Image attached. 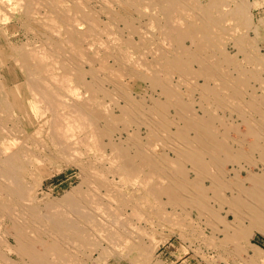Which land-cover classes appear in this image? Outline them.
Instances as JSON below:
<instances>
[{
    "label": "bare ground",
    "instance_id": "bare-ground-1",
    "mask_svg": "<svg viewBox=\"0 0 264 264\" xmlns=\"http://www.w3.org/2000/svg\"><path fill=\"white\" fill-rule=\"evenodd\" d=\"M115 1H116V5L118 6V8L120 10L125 11L128 8H131V7L134 8L136 3H139L140 0H115ZM141 1H146V0H141ZM97 2L99 3L101 8L99 7L100 10H98L96 12V9H94L92 7V5L87 0H0V27H1V25H3V23L5 24V21L8 20V18L13 16L12 11H16L17 9H19L20 15L18 16V18L19 19L23 18V20H22L23 25L27 28V31H30L31 33H33L36 41L39 43L38 50L33 49V50L28 51L26 49L14 48V47L10 46L5 41V39L2 35V31H1L2 29L0 28V77L2 79V83L0 85L1 86V96H0V227L2 226V224L5 221H7L10 223V229H11L10 233L4 232V229H3V232H0V247H4L7 251L6 254L0 252V264H15V262L12 260L13 257L11 258V256H10L12 253L21 260V262H20L21 264H76L77 263L76 257L73 254L74 251L77 250V246L87 244L90 236H92V235L94 237L96 236V239L94 240L95 243L103 242L104 244H107V245L109 243L114 244V242L115 243L117 242V245H119L118 241L120 239H123L126 237L125 236L126 234L124 233V227H125V222H124L125 220L123 219L124 212H122V213L121 212L118 213L117 211L111 212L110 206H109L110 204L108 201V199H110V198L103 199L108 194V192H110L109 191L110 188L108 187L109 184H107V182L109 183L111 181L110 183H113L114 181L113 182H112V180L107 181V182H106V180L96 181V178H95L96 176H91V175H90V177L88 176L89 179H88L87 184H86L87 190L85 191V192H90L91 194H89V193L84 194L85 192L83 191L84 193H82V194L80 193L82 195V197L77 198V199L68 198L65 201V208H66L65 210L68 212L70 211L69 213L73 214L78 219V221L77 220L76 221L68 220V221H65V223L57 224L56 227H53L51 229H47V228H44L42 226L43 220H44L43 218H46L47 214H46V216L41 215L37 209L33 208V206H31L29 204V202H30L29 198L30 197L28 195V191L26 189L24 179L21 177V174H20L21 170L28 169L29 164H35L36 165L38 163V159L32 150V146L36 145V140L41 139L42 135H44L47 138L48 142H50V145L52 146L54 151H56L57 154H59V155H65V154L69 155L70 154L73 157H75L77 154H79L80 148H83V146H84L86 148V150H88L89 152L96 153L101 158L108 157L112 162H115L116 165L118 163L119 167L117 165L116 170L119 173L124 174L125 176L127 174L136 175V174H138L137 173L138 171L136 172V169H137V166H139V165H137L136 162L135 163H133V162L139 161L140 165L142 164L140 167L143 166V163L144 164H150V162H151V164H152V161L154 159H156V158H154L156 155H154L151 152L150 145L147 146V143L150 142V140H153V139L155 140V139L159 138L158 134L162 133V132L158 133V131H159L158 129H160L159 127H161L160 131L162 130L163 132H165L164 129L166 128V126L168 128L169 127L168 125L171 123L169 120L170 119L173 120L172 117L176 116V115H178L180 117L181 123L183 124V125L182 124L181 125L183 127L179 128L176 131V129H174L176 122H174L175 124H174V126H172V127H174L173 128L174 130L173 129L172 130L176 131V132L173 134H167V135H169V138H168V140L165 141V143L167 141L171 140V142L168 144H170V149L172 151H175V156H177L179 158V160L180 159L186 160L185 164L187 163V161L189 163H192L191 165L194 166V170H195V173H194L195 177L192 180L180 178L179 176L182 175L183 170H180L179 169L180 167H179L178 170L180 172H178L179 173L178 177L180 178V180L177 183L175 182L177 184L176 186H178V187L176 188V190L174 189L175 191L174 190L172 192L168 191L169 194H167V197H168V195L170 197H172L173 202H176L174 204H178L179 206L181 204H184L185 202L186 203L188 202L190 204V202H191L190 198L191 197L189 198L190 195H188V190L191 191L192 189L190 188V186H193V184L198 182L196 179L200 175V173H202V175H200V177L203 176V174H205V175L209 176L208 178H209V181L211 182V186H212L213 191L215 193V194L214 193L213 194L216 195L215 197L218 198V200H220L221 202L224 201L225 204L227 203L226 205H229L231 207V211H229V213L232 214L234 222L238 220V218H239L238 215H240L241 211L245 212V210H246L247 212H249V216H250L249 217V219H250L249 224L251 227L246 229V230L239 229L241 227L233 229V231L231 230L232 234L231 235L229 234V237H230L229 240L234 239V241H235V239H241V241H242V239H247V238H249L250 233H252L253 230L255 232H258V234H260L264 237V178H263L264 176L263 177H256V176H253L252 173L249 174L250 176L247 175L249 177L248 180L253 184V188L250 189V192H248V195H247L250 202L247 203V202H244L243 201L244 199H241L240 196L238 195L239 191L241 192V189H242L241 186H238L239 182L237 184L234 182L236 184L235 187L231 186V188L234 187L235 189H233V190L238 191V193L236 191L234 192L235 194L230 193V197H227V199H226V197L221 194L224 192L223 190H222L223 191L222 192L221 189H223L225 187H229V192H230V186L226 185L228 183L223 182L220 179V178H222V176L219 177L218 176L219 174L215 175L216 172L213 173L214 175H211V173L214 172V170H217L218 166H220V165H218L221 161L220 155L222 153H224V155L229 156L230 154L228 155L225 153H230L231 147L229 145H226L227 142H225V144H222V142L221 143L218 142V139H217V136L215 133L218 131H215L212 128V124H213L212 122H213V120L216 121V118L212 117L213 116L212 114H210L211 118H209V117L203 118V116H206V114L209 111L207 109H205V107L202 105H198V107H199L198 110H197V108L194 109V107H193L194 102L192 103L193 99L191 100V98H190L192 94L189 95L191 92L190 90L192 88L190 85L191 81L189 80L190 78L188 80H184V79L186 78L185 77L186 75L190 74V72L193 71L192 70L193 68L192 69L188 68V63L191 64L192 60L198 61L199 57L196 58V57L191 56L192 60H189V62L186 61L189 55L188 56L185 55V51H183V50H186V51H188V50L186 49L185 45H184L185 48H183L184 46L181 47L180 40L183 39L184 37L186 38V35L188 34V30H187V34L184 35V37H181L182 35L180 33H184V28L182 30L183 32L182 31L181 32L179 31L180 33L178 32V29H179L178 25H180V23H181V22L180 23L178 22L179 18H178V20L176 18V21L175 20L170 21L171 20L170 17H172V16H170V13L172 12V11L170 12V9H171L170 6H171L172 0H157V1L155 0V2L158 4H153V2H151V0H149V2L152 3V6L150 9L151 10V13L149 15L150 18H148L147 20H149L148 24L151 25V23H154L156 21L158 13L160 15H162L161 17L166 19V21H167L166 25L168 26L167 30H166V28H160V29L166 30L165 36L163 34L162 35L164 37H167L166 39H168L170 41L169 44L172 43L173 47H171L172 45H168L171 48L168 51L166 49H164V51H163L161 49L162 47H160V49H157L156 47L158 46V44L156 45L153 43V45H156L155 46L156 50L149 51L147 48H146L147 50L142 49V50H144V52L147 51L144 54L140 50L142 47V42L145 41L144 38L146 35L144 34V32H141L140 25H139L140 28L138 27L135 29L137 24H136V22L133 23V24H136L135 27H133V25H132L133 19H125V18L121 17V15H119L118 13H114L112 11H109L110 8L106 7V5H105L106 10L104 11L102 9V7H104L103 3L104 2H110L111 3L110 0H99ZM112 2H114V1H112ZM219 2H220V0H219ZM166 3H167V5H166ZM182 3H183V0H182ZM191 4H192V2H191ZM169 7H170V9H169ZM206 7L209 8V5ZM213 7H215V6H213ZM233 7H234V5H233ZM183 8L186 9V7H183ZM223 8H225V7H223ZM174 9H178V8H174ZM207 9H205V10H207ZM219 9H220V7H219ZM228 10L231 11L230 9H228ZM236 10H238V8ZM43 11H45L44 14H42ZM101 11L106 12V13H104V15L107 17V20H108L107 24L102 23V21H100L99 15H100ZM233 11H235V10H233ZM136 12H140L139 9H137ZM201 12L203 13L204 11H201ZM215 12H213V14H215ZM173 13H174V11H173ZM180 13H183V12H180ZM191 13H193V12H191ZM208 13H210V12H208ZM217 13H218V11H217ZM141 14L143 17H145V15L143 13H141ZM217 15H220V12ZM217 15H215V17ZM221 15H222V12H221ZM229 15H228V17H229ZM200 16H202V14ZM231 16H232V14H231ZM147 17H145V19ZM222 17H224V16H222ZM222 17H219V18H222ZM225 17H227V16H225ZM236 17H237V14H236ZM127 18H129V17H127ZM194 18H196V17H194ZM210 18H212V16ZM137 19L135 18L134 20H137ZM209 19H207V20H209ZM230 19H231V17H230ZM191 20H192V18H191ZM228 21H230V20H228ZM232 21L233 20H231V22ZM113 22L115 24L121 23L122 29L126 30L127 34L123 35L120 30H117L116 27L110 28V26L114 25ZM213 22H216L217 28L220 26V25L218 26V24H217V22L219 23V21H217V17H216L215 21H213ZM225 22L226 21H224V23ZM140 23H142V22H140ZM203 23H202V25H203ZM210 23L211 22H209V24ZM232 23H234V22H232ZM181 24L184 25L183 23H181ZM191 24H193V23H191ZM209 24H207V25L210 26ZM213 24H215V23H213ZM207 25L205 24V26L207 28H209ZM160 27H161V25H160ZM163 27H164V25H163ZM212 27H214V25L213 26L211 25V28ZM7 28H9V25ZM112 28H115V29H112ZM119 28H121V27H119ZM175 28L177 30H175ZM193 28L194 27H192V29ZM203 29H205V28H203ZM5 30L7 32L8 29H5ZM157 30H159V28ZM157 30H156V34L160 33L161 30H159V31H157ZM173 30H175L177 32V34L175 33V35H177L175 37H174V35L172 36ZM193 30H191L189 32H191V34H192ZM195 30L200 31V29H195ZM9 31H11V29H9ZM147 31H148L147 33H149V30H147ZM198 31H196V32H198ZM210 32H212V31H210ZM20 33H22V32H20ZM162 33H163V31H162ZM194 34H196V33H194ZM215 34H213V35H215ZM103 35L106 36L105 38H108L110 43L111 42L113 43V44H111L112 48H110L111 47V45H109L110 43L107 44V45H109V47H108L109 50L107 52H106V50L104 51L105 48L107 49V47H105L106 44L100 43L101 40L103 39L102 38ZM158 35H160V34H158ZM162 35H161V37H162ZM199 35H200V33H199ZM135 36H136L137 40L133 39V37H135ZM190 36L194 37L195 35L194 36L189 35V38H190ZM218 36L219 35H217V37ZM198 37H200L199 39H201V36H198ZM230 37H232V36H230ZM155 38H157V36ZM185 38L183 39L184 41H185ZM162 39H160V40H162ZM106 40L107 39H104V41H106ZM160 40L158 42H160ZM193 40H194V38H193ZM210 40L211 39L209 38V41ZM198 41H196V42H198ZM211 41H210V43H211ZM162 42H163V40H162ZM190 42H191V40H190ZM214 42H216V40ZM205 43H208V42H205ZM239 43H241V42H239ZM102 44H105L104 49L102 48ZM179 45H180V47H179ZM204 45L202 44V46H204ZM159 46H158V48H159ZM188 46H189V44H188ZM214 46H216V45H214ZM99 48H100V52L101 51L104 52L106 57L104 56V53H103L101 59H100V57H98V56H100L97 53V50H99ZM165 48H166V45H165ZM179 50L180 51L182 50V52H180ZM192 50L193 49H191V51L190 50L189 51L191 53H193ZM203 50H205V49H203ZM178 51L180 53H178ZM133 53H137L136 59H134V60H133ZM187 53L189 54V52H187ZM191 53H190V55H191ZM214 53H215V51H214ZM145 54H148L150 56V57H148L150 60L146 57ZM222 55H224V54H222ZM222 55H221V59L219 58V56H217V57L220 60H222ZM224 57L225 56H223V58ZM218 58H216V60H218ZM246 59H247V57H246ZM109 60L112 61V62L110 61L111 63H113V64L115 63V65H118L119 69H117L116 73H114V74L108 73L107 75L105 74L103 76H99L98 73H101V72H99V70L100 69H107V67H108L107 64H108ZM224 60H225V58H224ZM146 63L149 66H147V65L145 66ZM205 63H207V62H205ZM210 64H212V63H210ZM95 65H97L98 67L96 68ZM199 65H200V63H199ZM205 65L206 64H204L202 66V71H203L202 74L203 75L205 74V76H207V77L211 76V78L209 79V80H211L213 77V74H211L210 71L208 70L209 68L211 69V67L209 65H208L209 67H206ZM214 67H216V66H213V68ZM219 67H221V65ZM233 69H234V67H233ZM114 71H115V69H114ZM195 71H193V72H195ZM207 72H208V75H210V76L207 75ZM102 74H104V73H101V75ZM175 74L177 75L178 78H181L183 80L180 79V80H176L174 82L172 80V78ZM192 75H195V73ZM198 75H199V73H198ZM198 75L194 76V77H197V78L200 77ZM200 75H201V71H200ZM238 75H240V73ZM125 76L129 77V78H133L134 80L139 79L140 81L146 80L147 82H149V84H150L149 87L152 88V90H151L152 93L148 97H146L149 99L148 103L146 101H144L143 99L141 100L139 98H138L139 100H135L137 97L135 99L132 98L131 94L128 93L127 88L125 87L124 82H123V79ZM205 76H203V79H202L204 81H202V80L201 81L203 83L205 82V85H207L206 84L207 81H205L206 80ZM194 77H193V79H194ZM129 78H127V79H129ZM220 78H221V76H220ZM226 78H227V76H226ZM212 80H211V82H212ZM214 80H215V78H214ZM220 81H221V79H220ZM220 81L217 80V83H219ZM238 81H237V84L240 83ZM125 82H127V80ZM222 82L224 83L225 80H223ZM222 82H221V84H222ZM227 82H228V84H230L228 80H227ZM230 82L232 83L233 80L232 81L230 80ZM194 83H196V82H194ZM105 84L111 85L112 89L110 88V86H109V88L112 91L108 90L105 87ZM196 84H198V83H196ZM228 84H226V85H228ZM182 86H183V88H185L184 92L181 91ZM196 86H198V85H196ZM218 86H220V85L218 84ZM229 86H231V85H229ZM216 87H215V89H216ZM203 88H204V91H202L203 92L202 94L204 96H201V98H200V99H202V101L200 100L201 103L203 102V100L206 102L208 101V100H205V97L208 94L207 86H205ZM211 88H212V86H211ZM213 88H214V86H213ZM223 88L225 89V86ZM229 88L230 87H227L226 89H229ZM220 89H222V88H220ZM233 90H234V88H233ZM80 91L84 94V96H87V98H85V97L82 98L80 96L81 95ZM230 91H229V93H232V91L231 92ZM238 91H240V90H238ZM238 91L235 90V93L234 92L233 93L238 95L239 94ZM197 95L195 96V98L197 97ZM222 95H221V98H222ZM226 96H228V95H226ZM238 96L235 98V99H237L236 102L239 100ZM234 97H235V95H234ZM234 97H233V99H234ZM118 98L119 99L122 98V100H123L122 104H118V102L115 101V100H118ZM214 99H210L211 105H212V101ZM216 99H215V101H213V102H215V104L217 101ZM219 99H220V97L218 98V100ZM104 100H105V102H106V100L108 101V103H105L106 105H104V103H103ZM221 103L220 104L217 103V104L221 105ZM258 104H259V102H258ZM203 105H205V104H203ZM223 105L224 104L222 103V105L220 107L222 108ZM231 105L232 104L230 103V106ZM247 105H249V104H247ZM247 105H246V107H247ZM226 106H227V104H226ZM226 106H223V109ZM113 108H115V109L117 108L116 110H118V111H116L117 112L116 115L113 113V111L115 109L112 111ZM169 108L170 109L172 108V110H174L172 112L173 115L172 114L170 115V116H172L170 119H168V109ZM210 108H211V106H210ZM225 109H227V108H225ZM214 110H215V108H214ZM197 111H198V113H200V115L197 113ZM210 111H211V109H210ZM229 112H231V111H229ZM261 114H263V113H261ZM13 115H14V118L17 116L16 120H13ZM179 117H177V118H179ZM259 117H261V116H259ZM18 119H21L22 122L18 121ZM221 120L222 119H220L219 125H221ZM117 123H121L123 125L122 126L123 129L128 128L129 126H133L134 130L131 133H129V132L125 133L122 131V133H120V134L118 133L119 135H117L118 139H119V137H120V139L122 138L121 136L123 133L125 134V137L127 136L129 138L128 142H129V145H131V149H132L131 152L132 153L129 152L130 150L129 151L127 150L128 148L127 149H126V147L122 148L120 146L121 145L120 143H118L120 145L114 143L113 138H115V137L112 134L113 133L112 130H114V128H116L115 126L117 125ZM252 125L254 126V124H252ZM177 126H178V124H177ZM140 127H143L146 131L145 135H147V137H148V139H147L148 141L146 140L147 141L146 144H144L138 138L139 136H141V135H139V128ZM170 127H171V125H170ZM166 130L168 131L170 129H166ZM189 130L193 131V133H194L193 137L189 136L190 137L189 138L186 136L187 131L190 132ZM141 131H144V130H141ZM12 132H15L14 135ZM119 132H121V131H119ZM166 133H163V134L166 135ZM252 134H253V132H252ZM143 135H142V139H143V137L146 138V136L145 135L143 136ZM117 136H116V138H117ZM163 137L165 138V136H163ZM103 139H105L106 142H104ZM123 141H125V139ZM160 141H161V139H160ZM120 142H122V141H120ZM165 143L163 142V144H165ZM164 146H165V148L169 147V145H167V146L164 145ZM107 147L110 148L109 153L105 152V149ZM166 149H168V148H166ZM157 152H158V150H157ZM159 153H161V151ZM153 155H154V157H152ZM239 156H241V155L239 154ZM151 157H152V159H150ZM177 157H176V159H178ZM235 157L238 158V156H235ZM206 158H207V160H206ZM146 160H149L150 162L146 163ZM158 160H160V159H158ZM182 160H180V161H182ZM142 161H145V162H142ZM157 161H155V163ZM159 163L160 162L158 161V164ZM164 163H162V164L160 163L161 165H158V164L157 165L158 166H162V165L164 166L165 165ZM176 163H177V161L174 164H176ZM133 164H136L137 166L133 165ZM151 164L148 165L149 166L148 169L150 168L152 170L154 168L153 167L151 168V166L154 163L152 165ZM168 164L170 166V163H168ZM221 164H223V163H221ZM64 165H66V164H64ZM157 165L156 166L153 165V166H155V168L156 167L159 168ZM181 165H182V163H181ZM105 166H107V165H105ZM109 166H108V168H110ZM169 166H167V167H169ZM263 166H264V164H263ZM188 167H189V165H188ZM89 168H91V166ZM171 168H169V170H171ZM151 170H150V172H151ZM154 170H160V168L154 169ZM161 170H163V169H161ZM169 170H167V171H169ZM167 171H164V173ZM187 171L189 172V170H187ZM221 171L223 172V170H221ZM221 171H219V172H221ZM135 172H136V174H135ZM148 172H149V170H148ZM155 172L153 171L152 173H155ZM159 173H161V172H159ZM168 173H167V175H168ZM174 173H176V171ZM116 174L117 173H114V175H112V176H115ZM144 174H145V172H144ZM236 174H238V173H236ZM117 175L115 177H117ZM98 176H99V174L97 175V177ZM154 176H155V174H154ZM163 176H164V174H163ZM163 176H160V174L158 175V177H161V179L165 178ZM169 176H170V174H169ZM169 176H167V177H169ZM185 176H187V174ZM99 177H101V175ZM121 178H122V176H121ZM142 178H144V176ZM142 178H140V179H142ZM155 178L156 177H154V179ZM176 178L177 177L175 175V178L172 179V181L175 180ZM204 178H206V176H204ZM114 180L116 181L117 179L114 178ZM146 180L147 179H144V181H146ZM155 180L157 181V178ZM166 180L168 181V179H166ZM166 180H164V181H166ZM84 181L86 182V179H84ZM170 182H171V179H170ZM170 182H168V183H170ZM81 183L83 184V182H81ZM145 183H147V182H145ZM230 184H232V183H230ZM116 185H118V183ZM154 185L156 187L150 188L147 186V188H150V191H148L149 195H153V194L155 195L160 191V189L159 190L157 189L160 186V184H157V185H159V186H157L156 182H155ZM195 185H197L196 188L199 192V194H197L198 196L195 198H198V201H199L200 200L199 198L202 197L203 191L207 188H205V185H204V190H203L202 184H201V186H199L198 184H195ZM150 186H151V184H150ZM164 187H166V186H164ZM95 191H98V194L95 193L92 196V193ZM210 192H212V191H210ZM116 193H118V192H116ZM161 193H162V191H161ZM161 193H160V196H161ZM224 193H226V192H224ZM163 195H165V194H163ZM193 196H194V194H193ZM228 196H229V194H228ZM64 197L66 198V196H64ZM164 197H166V196H164ZM215 197H213V198H215ZM156 199H154V200L156 201ZM167 199H170V198L168 197ZM63 200H64V198H63ZM124 200H126V199H124ZM204 200L202 199V202H204ZM206 200H208V199H206ZM206 200H205V202H206ZM198 201H195V202H198ZM220 201H219V203H220ZM195 202H193V203H195ZM215 202L217 204H219L217 201H215ZM120 204H122V203L120 202ZM200 204H202V203H200ZM206 204H208V203H206ZM163 205H164V203H163ZM202 205L204 206V203ZM202 205H201V207H202ZM221 205L223 206V204H221ZM168 206H169V204H168ZM184 206H185V204H184ZM184 206H183V208H181L182 209L181 211H183ZM53 207H55V206H53ZM61 207H62V205H61ZM155 207H156V209H158V207L156 205H155ZM194 207H195V205H194ZM62 208H64V207H62ZM190 208H192V207L190 206ZM203 209L204 208L202 207L201 210H203ZM115 210H117V209L115 208ZM57 211L58 210H56V212ZM120 211H122V210H120ZM132 211H131V213H132ZM163 211H164V209H163ZM53 212L51 211L50 213H53ZM170 212L171 211H169V213ZM205 212L209 216L210 219L216 218V215L214 214V212H216V211L213 212L211 209H207ZM226 212H228V211H226ZM133 213H134V211H133ZM196 213H197V211H196ZM63 214H64V212L62 213V215ZM164 214H166V213H164ZM246 214H248V213H246ZM56 215H57V213H56ZM50 216H49V218H50ZM169 217H172V216H169ZM201 217H203V216H201ZM59 218L61 219V217H59ZM165 218L167 219V216H165ZM196 218H198V217H196ZM241 218H242V216H241ZM158 219H160V218H158ZM224 219H222V220H224ZM226 219H227V217H226ZM178 220H180V219H178ZM144 221H145V219H144ZM188 221H190V220H188ZM77 222H79L80 225ZM206 222H209V221L207 220ZM220 222L221 221H219V224H220ZM128 223H130V222L128 221ZM216 223L218 224V222H216ZM211 226L212 225H210V227ZM226 226H227V224H226ZM129 227H130V225H129ZM138 228H140V226ZM127 229H130V228H127ZM228 229H229V227H228ZM223 230H224V228H223ZM128 233H129V231H128ZM129 234H131V232ZM129 234H128V236H129ZM138 235L134 236V237L132 236V238H135V239L140 238L141 234L139 236ZM128 238L126 237V240ZM130 240H131V236H130ZM11 241H13V244H11ZM142 241H139V242H142ZM125 242L126 241L124 239L123 244H125ZM129 242H131V244L129 243V246L132 245L131 246L132 248L128 247V249H132V250L136 249V251L139 250L140 252L142 251V253L146 252L145 250L143 251V249H141V246L139 245V244H143V242L139 243V244H137L136 241H134V243L132 241H129ZM127 243L128 242H126V244ZM234 244H236V243H234ZM117 245H115V249L118 247ZM85 246H87V245H85ZM120 246H122V244H120ZM223 246H224V244H223ZM107 247H109V246H107ZM124 247H122V248H124ZM253 247H256V246H253ZM82 248H85V247L82 246ZM95 248H96V246H95ZM109 248H111V247H109ZM112 248H113L112 250L115 251L114 247H112ZM1 249H3V248H1ZM120 249H121V247H120ZM126 249H123V250H126ZM256 249H257V251L258 250H260V252L262 251L259 247H256ZM101 250H104V248H102ZM77 251H79V250H77ZM95 251H98V250L95 249L94 252ZM81 252H83V251H81ZM128 252H131V250H128L126 254H128ZM262 252H264V251H262ZM98 253L100 256V254H102V251L99 250ZM83 257H84V255H83ZM89 264H90V262H89Z\"/></svg>",
    "mask_w": 264,
    "mask_h": 264
},
{
    "label": "rangeland",
    "instance_id": "rangeland-1",
    "mask_svg": "<svg viewBox=\"0 0 264 264\" xmlns=\"http://www.w3.org/2000/svg\"><path fill=\"white\" fill-rule=\"evenodd\" d=\"M87 1L92 5V7L94 9H96V12L98 10H100L101 7H100L99 3L97 2L99 0H95V1L94 0H87ZM110 1H111V3L110 2H104L103 3L104 7H102V9L104 11L106 10L105 9V5H106V7L110 8L109 11H112L114 13H118L119 15H121V17H123L125 19H133V22H132L133 27H135V25L137 24L135 29L138 28L140 25L141 32H144V34L146 35L145 36L143 34L145 36V38H144L145 41L142 42V47L140 50L143 54L147 52V51L144 52V50L146 48L149 51L156 50L155 46L157 44H158V46L159 45L160 46H159V48H158V46L156 48L160 49V47H162L161 49L163 51H164V49H166L168 51L171 47H173L172 43L169 44L170 41L168 39H166L167 37H164L168 26L166 25V23H167L166 19L161 17L162 15H160L158 13L156 21L154 23H151V25L148 24L149 20H147V19L150 18V16H149L151 13L150 9L152 6V3H150L149 0H146V1L140 0L139 3H136L134 8L131 7V8L126 9L125 11L120 10L118 8L115 0H110ZM112 1H114V2H112ZM151 2H153V4H158L155 2V0H151ZM191 2H192V4H191ZM166 5H167V3H166ZM208 5H209V8L206 7ZM233 5H234V7H233ZM213 6H215V7H213ZM170 7H171V9H170ZM170 7H169L170 12L172 11L170 13V16H172V17H170L171 20L170 19L169 20L170 21H172V20L176 21V18H177V20L179 18L180 21L178 20V22L179 23L181 22L184 24V25H182L180 23V25H178V28H179L178 32L179 31L181 32L184 28V33L179 32L182 35L181 37H184V35L187 34V30H188L189 35H192V36L195 35L194 37L190 36V38H189V35L187 34L186 38L184 37L185 41L183 40L184 38L180 40L181 47L185 45L186 49L188 50V51L183 50V51H185V55H187V56L189 55L186 61L189 62V60H192L191 56L196 57V58L199 57L198 61L192 60L191 64L188 63L189 69L193 68L192 69L193 71H195L196 69L197 70L195 72H193L191 70L193 73L190 72V74L186 75L185 76L186 78L184 79V80H188L190 78L189 80L191 81L190 85L193 89L191 88V90H190L191 92L189 95L192 94L190 98H191V100L193 99L192 100V103L194 102L193 107H194V109L197 108V110H198V108H199L198 105H202L205 107V109H207L209 111L206 114V116H203V118H206V117L211 118L210 114L213 115L212 117L216 118V121L213 120V122H212L213 124L212 123L211 124H212V128L215 131L219 132V133L215 132L217 139H218V142H220V143L222 142V144H225V142H227L226 145H229L231 147L230 153H225L228 155L230 154L229 156L224 155V153H222L220 155L221 161L218 164L220 166H218V169L214 170V172H212L211 175H214L213 173L216 172L215 175L219 174L218 175L219 177L222 176V178H220V179L223 182L228 183V184L225 183L226 185L230 186V192H229V187H225V188L221 189V191L223 190L224 192L227 193L226 194L223 191H222L223 193H221L223 196L226 197V199H227V197H230V193H234L236 191V190L234 191L233 189H235L234 187L239 182L238 186H241L242 189H241V192L239 191L238 195L240 196L241 199H244L243 200L244 202L248 203V202H250V200H249L247 195H248V192H250V189L253 188V184L248 180L249 179L248 176H250L249 174L252 173V175L256 176V177H263L264 176V166H263V164H264V0H220V2H219V0H190V1L189 0H186V1L183 0V3H182V0L181 1L180 0L179 1L178 0H172ZM183 7H186V9ZM219 7H220V9H219ZM223 7H225V8H223ZM136 8L139 9V11L141 13H143L145 15V17H147V16L148 17L145 19V17H143L140 12H136V10H137ZM174 8H178V9H174ZM237 8H238V10H236ZM205 9H207V10H205ZM228 9H230L231 11H229ZM216 10L218 11V13ZM233 10H235V11H233ZM104 11H101L99 18H100V21H102V23L107 24L108 20H107V17L104 15V13H106ZM173 11H174V13H173ZM201 11H204V12L202 13ZM180 12H183V13H180ZM191 12H193V13H191ZM208 12H210V13H208ZM213 12H215V14H213ZM219 12H220V15L222 12L221 16L217 15V14H219ZM229 12L232 14V16ZM12 13H13V16H11L10 18L7 17L8 20H6L5 24L3 23V25H1V27H0L2 29L1 31H2V35L5 39V41L10 46H12L14 48L26 49L28 51L33 50V49L38 50L39 43L36 41L33 33H31L30 31H27V28L23 25V21H22L23 18H21V19L18 18V16L20 15L19 9H17L16 11H12ZM44 13H45V11H43L42 14H44ZM200 13L202 14V16H200L201 15ZM236 14H237V17H236ZM215 15H217L216 16L217 21H219V23L217 22V24H218V26L220 25L218 28H217L216 22H213L216 19ZM228 15H229V17H228ZM211 16H212V18L214 17L215 19L213 18L214 19L213 20L212 18H210ZM222 16H224V17H222ZM225 16H227V17H225ZM127 17H129V18H127ZM194 17H196V18H194ZM219 17H222L223 19L219 18ZM230 17H231V19H230ZM135 18L136 19L138 18V19L134 20ZM191 18H192V20H191ZM207 19H209V20H207ZM223 20L226 22L224 23ZM228 20H230V21H228ZM231 20H233L232 22H234V23H232ZM135 22H136V24H133ZM140 22H142L143 24ZM209 22H211V23L209 24ZM212 22L215 24H213ZM191 23H193V24H191ZM202 23H203V25H202ZM205 24L206 25L209 24L210 26L207 25L209 28H207L205 26ZM8 25H9V28H7ZM160 25H161V27H160ZM163 25H164V27H163ZM211 25L212 26L214 25V27L211 28ZM111 27H116L117 30H120L123 35L127 34V31L122 29L121 23H116V24L114 23V25L110 26V28ZM119 27H121V28H119ZM192 27H194L193 28L194 30L192 29ZM158 28H159V30H161L160 33L157 32L160 35L156 34V30ZM160 28H166V30L160 29ZM203 28H205V29H203ZM5 29H8L7 32ZM9 29H11V31H9ZM112 29H115V28H112ZM190 29L193 30L192 34H191V32H189V31H191ZM195 29H200V31L195 30ZM147 30H149V33H147L148 32ZM159 30H157V31H159ZM175 30H177V29L175 28ZM175 30L172 31V33H173L172 36L174 35V37L177 36V35H175V33L177 34V32ZM162 31H163V33H162ZM196 31H198V32H196ZM210 31H212V32H210ZM20 32H22V33H20ZM194 33H196V34H194ZM199 33H200V35H199ZM213 34H215V35H213ZM161 35H162V37H161ZM217 35H219V36L217 37ZM156 36H157V38H155ZM198 36H201V39H199L200 37H198ZM230 36H232V37H230ZM105 37H106L105 35L102 36L103 39L101 40L100 43L106 44V45L102 44V48L104 49V45H105V47H107V49L105 48L104 51L106 50V52H107L109 50V48H108L109 45H111L113 43L112 42L110 43L108 38H105ZM193 38H194V40H193ZM209 38L212 40V41L210 40L211 43L209 41ZM104 39H107V40L104 41ZM133 39L137 40L136 36L133 37ZM160 39H162L164 43ZM189 39L191 40V42ZM214 39L216 40V42H214L215 41ZM159 40H160V42H158ZM196 41H198V42H196ZM205 42H208V43H205ZM239 42H241V43H239ZM108 43H110V44L107 45ZM153 43L156 45H153ZM188 44H189V46H188ZM202 44L203 45L205 44V45L202 46ZM165 45H166V48H165ZM168 45H172V46L170 47ZM214 45H216V46H214ZM185 46L183 48H185ZM179 47H180V45H179ZM110 48H112V45ZM190 48L193 49L192 50L193 53L190 52L191 51ZM208 48L209 49L211 48L212 50L211 49L209 50ZM142 49H144V50H142ZM203 49H205V50H203ZM179 51H178V53L182 52V50L180 52ZM214 51H215V53H214ZM101 52H100V48H99V50H97V53H98V55H100V56H98V57H100V59L104 53V52H102V53ZM187 52H189V54ZM190 53H191V55H190ZM136 54L137 53H133V60L136 59ZM222 54H224V55H222ZM145 55L147 58L150 57L148 54H145ZM221 55H222V60H220ZM104 56H105V53H104ZM217 56H219L220 59ZM223 56H225L224 57L225 60H224ZM215 57L218 58V60H216ZM246 57H247V59H246ZM110 61L111 60L108 61L107 69H100L99 70V72L104 73L102 75H101V73H98L99 76H103L105 74L107 75L108 73L114 74V73H116L117 69H119L118 65H115V63L113 64V63H111L112 61L111 62ZM205 62H207V63H205ZM199 63H200V65H199ZM210 63H212V64H210ZM204 64H206L205 65L206 67H209V66L211 67V69L209 68L208 70L210 71L211 74H213V77H212L213 80L211 79L212 82H211V80H209L211 78V76L208 75V72H207V75L210 77H207V76H205V74L204 75L202 74V72H203L202 66ZM146 65L149 66L147 63L145 64V66ZM220 65L223 69L221 67H219ZM213 66H216V67L213 68ZM95 67L97 68L98 66L95 65ZM233 67H234V69H233ZM114 69H115V71H114ZM200 71H201V75H200ZM194 73H195V75H192ZM198 73H199V75H198ZM239 73H240V75H238ZM197 75L200 77H198V78L194 77ZM202 75L206 77L205 81H207L206 82L207 85H205V82L204 83L202 82V81H204V80H202L203 79ZM225 75L227 76V78ZM220 76H221V78H220ZM193 77H194V79H193ZM127 78H129V77L125 76L123 79V82H124L125 87L127 88L128 93L131 94L132 98L135 99L137 97L135 100H139V99L142 100L143 99L144 101H146L148 103L149 99L146 97H148L152 93L151 92L152 88L149 87V85H150L149 82H147L146 80L140 81L139 79L134 80L133 78H129V79H127ZM214 78H215V80H214ZM180 79L181 78H178L176 74L172 78V80L174 82L176 80H180ZM220 79H221V81H220ZM126 80H127V82H125ZM181 80H183V79H181ZM217 80L220 82L217 83ZM223 80H225L224 83L222 82ZM227 80L229 81L230 84H228ZM230 80L231 81L233 80L234 83L233 82L232 83L234 85L230 82ZM237 81L240 82L239 83L240 85L237 84ZM194 82H196L198 84H196ZM221 82L225 86V89L227 87H230V88L225 90L223 88L224 86L221 84ZM1 83H2V79L0 77V85H1ZM218 84L220 86H218ZM226 84H228V85H226ZM196 85H198V86H196ZM229 85H231V86H229ZM109 86L112 89L111 85L105 84V87L108 90H111L109 88ZM205 86H207V89H208V94L205 97V100H208V101L206 102L203 100V102L201 103L202 99H200V98H201V96H204L202 94L203 93L202 91H204L203 87H205ZM211 86H212V88H211ZM213 86H214V88H213ZM215 87H216V89H215ZM182 88H183V86L181 87V91L184 92L185 88H183V89ZM220 88H222V89H220ZM233 88H234V90H233ZM230 90L232 91V93L233 92L235 93V90L236 91L240 90V91H238L239 92L238 95L240 97L237 94L229 93ZM197 94L198 95L200 94V95L198 96ZM196 95H197V97H196L197 99L195 98ZM221 95H222V98L224 97L223 99L221 98ZM226 95H228V96H226ZM231 95L233 97L235 95L234 99ZM0 96H1V86H0ZM80 96L82 98L83 97L87 98V96H84V94L82 92H81ZM237 96L239 98V100L237 101L238 103L236 102L237 99H235ZM213 97L215 99L217 97L218 98L220 97L219 100H218V98L216 99L217 100L216 104H215V102H213V101H215V99ZM210 99H214L212 101V105H211ZM115 101L118 102V104H122V102H123L122 98H120V99L118 98V100H115ZM221 102L224 104L223 106H226V104H227V106L224 107V109H223V106H222V108L220 107L222 105ZM258 102H259V104H258ZM103 103H104V105H106L105 103H108V101L106 100V102H105V100H104ZM217 103H219V104L221 103V105H219ZM230 103L232 104L231 105L232 107L230 106ZM246 103L249 105H247ZM203 104H205V105H203ZM246 105H247V107H246ZM210 106H211V108H210ZM213 107L215 108V110ZM209 108L211 109V111ZM225 108H227V109H225ZM114 109L115 108H113L112 111ZM116 109L113 111V113L115 115L117 114L116 111H118ZM171 110H172V108L168 109V119H170L172 117L170 115L172 114V112L174 110H172V111ZM229 111H231V112H229ZM197 113H198V111H197ZM261 113H263V114H261ZM198 114L200 115V113H198ZM259 116H261V117H259ZM16 117L14 118V115H13V120H16ZM177 117H179V116L178 115L173 116L172 117L173 120H171V119L169 120L171 123L168 125L169 126L168 128L166 126V128L164 129L165 132H163L162 130L160 131L161 127H159L160 129H158L159 130L158 133L162 132V133L158 134L159 138H157L155 140L149 139L150 142H148V143H147L148 137H147V135H145L146 134L145 129L143 127L139 128V135H141L138 137L139 140L142 141L144 144L147 143V146L150 145L151 152L154 155H156L155 157H154V155L152 157L156 158L157 160L160 159L162 162L160 160H158V161L161 164L165 162L164 166L163 165L158 166L161 164L160 163L158 164V161L153 158L154 160L152 161V164L154 163L153 165H155V166L158 164L157 166L160 168V170H154V169H159V168H157V167L155 168V166H153L149 160H146V163L150 162V164L152 165L151 168L152 167L154 168L152 170L154 172L156 171L155 173H152L153 171L150 168L148 169V167H149L148 165H150V164H144L143 163V166H142L143 168H142V167H140L142 164L140 165L139 161H134L133 163L136 162V164L139 165V166H137L136 164H133V165L137 166L136 172L138 171L137 172L138 174H136V172H135L136 175L127 174L125 176L124 174H121L116 170L118 163L116 165V163L112 162L108 157L101 158V157H99L98 154L93 153V152H89L88 150H86V148L84 146H83V148H80V150H79L80 153L77 154L75 157H73L70 154L69 155L68 154H65V155L57 154L56 151H54V149L50 145V142H48L47 138L44 135H42L41 139L36 140V145L32 146V150L38 159V163L36 165L35 164H29L28 169L21 170L20 174H21V177L24 179V183H25L26 189L28 191V195L30 197L29 198L30 199L29 204L31 206H33V208L37 209L41 215L46 216V214H47V217L43 218L44 220H43L42 226L44 228L51 229L53 227H56L57 224L65 223V221H68V220H70V221H76L77 220L78 221V219L73 214L69 213L70 211L68 212L65 210L66 209L65 208V201L68 198L77 199V198L82 197L81 194L87 190L86 184H87V181L89 179L88 176L89 177H90V175L96 176L95 177L96 181H99V180H102V181L106 180V182L110 181V180H112V182L114 181L113 183H110L111 181L109 183L107 182V184H109L108 187L110 188L109 189L110 192H108V194L103 199L110 198V199H108L110 205L109 204L108 205L110 206L111 212H116V211L118 213L124 212V217H123V219L125 220L124 221L125 222L124 233L126 234L125 236L127 238L128 237L129 238L127 240H126V237L123 239H120L118 241L119 245H117V242L116 243L114 242V244L109 243L110 245L109 244L107 245V244H104L103 242L95 243L94 240L96 239V236L94 237L92 235L93 237L90 236L88 243L85 244L87 246L79 245V246H77V250H79V251H77V250L74 251L73 254L76 257V262H77L76 264H89V262H90V264H264V252H262V251H264V237L262 235L258 234V232H255L253 230V232L250 233L249 238L242 239V241H241V239H235V241H234V239L229 240V238H230L229 234L230 235L232 234L231 230L233 231V229H236L239 227H241L239 229L246 230V229L251 227L249 224L250 223L249 212H247L246 210H245V212L241 211L240 215H238V217H239L237 220L238 222L237 221L234 222L232 214L229 213V211H231V207L229 205H226L227 203L225 204L224 201L221 202L220 200H218V198L215 197L216 195H214L215 193H214L213 188L211 186V182L209 181V178H208L209 176L203 174V176L200 177V175H202V173H200V175L196 179L198 182L195 180L197 182L195 184L199 185L201 183L203 185V187H202L203 190H204V185H205V188H207L203 191L202 197L199 198L201 201L200 200L198 201V198H195L198 196L197 194H199V192L196 188L197 185H195V184H193V186H190V188L192 189L191 191L188 190V195H190L189 198L191 197L190 198L191 199L190 204L188 202L184 203L185 206H184V204H181L180 206L178 204H174L176 202H173L172 197H170L169 195H168V197L172 201L170 199H167L168 198L167 194H169L168 191L172 192L174 189L176 190V188L178 187V186H176L177 185L176 183L179 182L180 178L192 180L195 177L194 176L195 170H194V166L191 165L192 163H189L187 161V163L185 164L186 160L180 159V160H182V161H180L179 158L177 156H175V151H172L170 149V144H168L171 142V140L167 141L166 142L167 144L165 143V141L168 140V138H169V135H167V134H173L179 128L183 127L182 126L183 124L181 123L180 117L179 118H177ZM220 119H222L221 125H219ZM18 121H21V119H18ZM174 122H176L175 128L172 127L175 124ZM251 123L254 124V126ZM177 124H178V126H177ZM170 125H171V127H170ZM122 126L123 125L121 123H117V125L115 126L116 128H114V130H112L113 131L112 134L115 137V138H113L114 143L115 144L120 143L121 145L120 144H118V145H120L122 148H125V147H126V149L128 148L127 150L128 151L130 150L129 152H131L132 151L131 145H129V142H128L129 138L126 136L128 138L127 139L125 137V134L123 133L121 136L122 138L120 139V137H119V139H120L119 140L117 135L122 133V131L125 133L126 132L131 133L134 130V128H133V126H129L128 128L123 129ZM173 128L176 129V131H173L174 130ZM166 129H170V130L167 131ZM141 130H144V131H141ZM119 131H121V132H119ZM189 131L192 134L187 131L186 136L187 137H189V136L193 137L194 136L193 131L192 130H189ZM252 132H253V134H252ZM12 133L14 135L15 132H12ZM163 133H166V135ZM143 134L146 136V138L143 137V139H142ZM116 136H117V138H116ZM163 136H165V138ZM124 139H125V141H123ZM160 139H161V141H160ZM103 140H104V142H106L105 139H103ZM120 141H122V142H120ZM163 142L165 144H163ZM164 145H166V146L169 145V147H166L168 149H166ZM109 149L110 148L107 147L105 149V152L109 153ZM83 150L84 151L86 150V151L84 152ZM157 150H158V152H157ZM160 151H161V153H159ZM239 154L241 156H239ZM235 156H238V158H236ZM152 157L150 159H152ZM176 157L178 159H176ZM206 160H207V158H206ZM155 161H157V162L155 163ZM176 161H177V163L174 164ZM142 162H145V161H142ZM167 162L170 163V166ZM181 163H182V165H181ZM221 163H223L224 165ZM64 164H66V165H64ZM105 165H107V166H105ZM166 165L169 167H167ZM188 165H189V167H188ZM88 166L89 167L91 166V168H89ZM108 166L110 168H108ZM118 167H119V165H118ZM169 168H171V170H169ZM178 168L180 170H183L182 175H180V176L178 175L179 174L178 172H180L178 170ZM147 169L149 170V172ZM161 169H163V170H161ZM150 170H151V172H150ZM167 170H169L170 172ZM187 170H189V172ZM221 170H223V172ZM164 171H167V172L164 173ZM175 171H176V173H174ZM219 171H221V172H219ZM144 172L147 176L144 174ZM159 172H161L162 174ZM114 173H117L118 175L117 174L116 175H117V177L118 176L119 177L118 178L115 177L116 175L112 176V175H114ZM167 173H168V175H167ZM236 173H238L239 175ZM98 174H99V176L101 175V177H99V176L97 177ZM154 174H155V176H154ZM159 174H160V176H163V174H164L163 177L168 179V181L165 178L161 179V177H158ZM169 174H170V176H169ZM186 174H187V176H185ZM166 175L169 177H167ZM175 175L178 179L176 178L175 180H173L174 181L173 182L172 179L175 178ZM121 176H122V178H121ZM143 176H144V178H142ZM153 176L157 178V181L155 180L156 178L154 179ZM204 176H206V178H204ZM114 178L117 180L115 181ZM140 178H142L143 180ZM84 179H86V182L84 181ZM144 179H147V180L144 181ZM170 179H171V182H170ZM164 180H166V181H164ZM81 182H83V184ZM116 182L118 183V185H116L117 184ZM145 182H147V183H145ZM155 182H156V185L160 184V186L157 185V186H159L157 189L158 190L160 189V191L155 195L154 194L149 195L148 191H150V188L156 187L154 185ZM168 182H170V183H168ZM230 183H232L233 185ZM150 184H151V186H150ZM201 184L199 186H201ZM147 186L150 188H147ZM164 186H166V187H164ZM231 186H234V187L231 188ZM161 191H162V193H161ZM210 191H212V192H210ZM116 192H118V193H116ZM236 192L238 193V191H236ZM86 193L91 194L90 192H85L84 194H86ZM95 193L98 194V191L93 192L92 196ZM160 193H161V196H160ZM163 194H165V195H163ZM193 194H194V196H193ZM228 194H229V196H228ZM64 196H66V198ZM164 196H166L167 198ZM213 197H215V198H213ZM63 198H64V200H63ZM124 199H126V200H124ZM154 199H156V201ZM202 199L203 200L208 199L209 201L206 200V202H205V200H204V202H202ZM195 201H198V202H195ZM215 201H217L218 203L220 201V203H219L220 205L217 204ZM120 202L122 204H120ZM193 202H195L196 204ZM199 202L202 204L204 203V206L202 204H200ZM163 203L165 206L163 205ZM206 203H208V204H206ZM168 204H169V206H168ZM221 204H223V206ZM61 205L64 208H62ZM155 205L158 207V209H156ZM194 205H195V207H194ZM201 205L204 208L203 210H201L202 209ZM53 206H55V207H53ZM183 206H184V209H183V211H181L182 210L181 208H183ZM190 206L192 208H190ZM115 208L117 210H115ZM55 209L58 210L59 212L58 211L56 212ZM163 209H164V211H163ZM207 209H211L213 212L216 211V212H214V214L216 215L215 219L209 218V216L205 212ZM120 210H122V211H120ZM132 210L134 211V213ZM51 211L52 212L54 211V212L50 213ZM131 211H132V213H131ZM169 211H171V212L169 213ZM196 211H197V213H196ZM226 211H228V212H226ZM63 212L65 215L64 214L62 215ZM56 213H57V215H56ZM164 213H166V214H164ZM246 213H248V214H246ZM48 215L50 216V218ZM164 215L167 216V219L165 218ZM169 216H172V217H169ZM201 216H203V217H201ZM241 216H242V218H241ZM59 217H61V219ZM196 217H198V218H196ZM226 217H227V219H226ZM158 218H160V219H158ZM144 219H145V221H144ZM178 219H180V220H178ZM187 219L190 221H188ZM222 219H224V220H222ZM127 220L130 223H128ZM207 220L209 222H206ZM218 220L221 221L220 224H219ZM216 222H218V224ZM77 223H79V222H77ZM226 224H227V226H226ZM79 225H80V223H79ZM129 225H130V227H129ZM210 225H212V226L210 227ZM139 226H140V228H138ZM228 227H229V229H228ZM127 228H130L131 230L127 229ZM223 228H224V230H223ZM3 229H4V232L10 233V231H11L10 223L5 221L2 224V226L0 227V232H3ZM128 231H129V233L131 232V234H129ZM128 234H129V236H128ZM138 234L139 235L141 234L140 238H138V239L132 238V236L134 237V236H137ZM130 236H131V240H130ZM124 239L126 242H128L127 244H126V242H125V244H123ZM128 240L132 241L133 243H134V241H136L137 244L143 242L144 245L143 244H139V245L141 246V249H143V251L145 250L146 252L142 253V251L141 252L139 250L136 251V249H134V250L128 249V247L130 248L132 246V245L129 246V243L131 244V242H129ZM139 241H142V242H139ZM234 243H236V244H234ZM11 244H13V241H11ZM120 244H122V246H120ZM223 244H224V246H223ZM115 245H117L119 248L117 247L118 249L117 248L115 249ZM82 246L85 248H82ZM95 246H96V248H95ZM107 246H109L111 248H109ZM124 246L128 250H131V252H128V254H126L128 250ZM253 246L259 247L262 251L261 252H260V250L257 251L256 247H253ZM112 247H114L115 251L112 250L113 249ZM120 247L122 250L120 249ZM122 247H124V248H122ZM1 248H3V249H1ZM102 248H104V250H101ZM95 249H97L98 251L99 250L102 251V254H100V256H99L98 251L94 252ZM123 249H126V250H123ZM81 251H83V252H81ZM0 252L6 254L7 251L4 247H0ZM83 255H84V257H83ZM10 256H11V258L13 257L12 260L15 262V264L16 263L21 264L20 263L21 260L17 256H15L13 253Z\"/></svg>",
    "mask_w": 264,
    "mask_h": 264
}]
</instances>
